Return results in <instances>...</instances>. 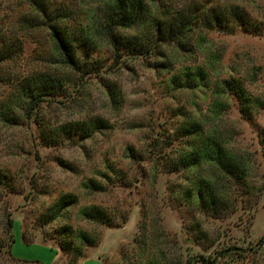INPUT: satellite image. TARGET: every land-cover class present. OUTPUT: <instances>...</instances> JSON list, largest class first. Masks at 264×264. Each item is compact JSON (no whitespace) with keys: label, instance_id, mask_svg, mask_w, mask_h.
<instances>
[{"label":"rangeland","instance_id":"rangeland-1","mask_svg":"<svg viewBox=\"0 0 264 264\" xmlns=\"http://www.w3.org/2000/svg\"><path fill=\"white\" fill-rule=\"evenodd\" d=\"M233 7L248 26L218 30L210 14ZM106 8L103 0H0V28L22 43L19 60L0 67V106L12 104L17 78L62 84L58 95L40 98L32 119L10 110L15 122L0 120V264H174L209 254L193 240L200 231L186 234L192 222L177 194L184 174L170 172L184 124L198 122L230 138V149L253 152V176L264 177V0H147L137 26L115 31L129 43L119 50L104 36ZM42 10L82 52L79 36L95 41L81 71L65 67ZM161 21L175 33L156 34ZM184 69L203 70V81L177 89L169 79ZM65 195L76 201L52 218ZM84 209L103 212V223ZM197 218L221 246L252 248L250 260L264 264V245L256 248L264 196L251 225L245 216Z\"/></svg>","mask_w":264,"mask_h":264},{"label":"trees","instance_id":"trees-1","mask_svg":"<svg viewBox=\"0 0 264 264\" xmlns=\"http://www.w3.org/2000/svg\"><path fill=\"white\" fill-rule=\"evenodd\" d=\"M103 1L107 4L104 36L109 39L113 50H119V45L129 43L117 38L115 31L129 30L137 26L142 19L147 0ZM41 17L47 20L49 36L58 55L65 63V67L81 71L84 65L80 63L79 59L80 57L84 60L90 58L95 51V41L90 38L88 40L86 36H79L77 40L82 41V47L85 48L82 52L76 46V41L67 34L65 28L59 27L54 18L47 15L46 10H42ZM210 20L218 30H226L230 22L239 28H245L249 23L244 13L237 7H233L227 12L226 10H215L214 14H210ZM154 27L156 34L172 35L175 33L172 29L173 26L166 21L157 22ZM79 50L82 55L79 54ZM21 52L20 37L12 38L9 33L4 31V28H0V67L19 60ZM204 75L205 72L200 69H184L180 75L170 77L169 82L177 89H193L197 82L203 81ZM13 87L16 92L15 94L12 92L10 101L12 104L0 106V120L8 119V121L15 122L16 116L12 113L13 111H20L21 118L32 119L31 114L40 98L58 95L56 88H61L62 84L60 78L50 76L22 77L14 80ZM94 124L97 125L98 122L95 121ZM77 130L78 128L75 127L74 131ZM207 131L198 122L184 124L182 137L185 140L183 147L176 153L175 158L170 159V172L184 174V185L177 194L179 202L186 210L187 220L192 222L191 227H184L187 236L191 235L189 234L190 229H197L202 236L193 239L194 242L200 243L202 241L203 249H212V251L207 255L197 254L193 257H187L185 262L177 260L174 264H256L254 263L255 259L254 261L250 260L252 248L248 252L246 249L234 245L221 246L217 238H210L208 233L202 232V222L197 216L204 218V221L210 219L225 221L236 216L235 222L242 221L245 216L251 225L259 199L264 196V177L258 176L257 173L253 176V170H251L257 165L254 158L255 154L230 149L226 146L230 138L221 137L215 129H208ZM81 132L85 133V131ZM63 133H67V130H64ZM126 153L131 159L137 157L132 148H127ZM3 178L5 175L0 174V181ZM75 201V196H63L52 206L50 210L52 218L59 216L65 208ZM82 213L90 221L103 223V212H98V210L88 212L84 209ZM13 222L12 219L6 221L8 244L5 246L10 256V247L13 243L11 233ZM216 244L218 247H215ZM263 245L264 235L256 243V248H262ZM151 264L158 263L153 261Z\"/></svg>","mask_w":264,"mask_h":264},{"label":"crops","instance_id":"crops-1","mask_svg":"<svg viewBox=\"0 0 264 264\" xmlns=\"http://www.w3.org/2000/svg\"><path fill=\"white\" fill-rule=\"evenodd\" d=\"M87 260H88V259H87ZM87 260H85V261H87ZM85 261H83V262H80V264L84 263Z\"/></svg>","mask_w":264,"mask_h":264}]
</instances>
